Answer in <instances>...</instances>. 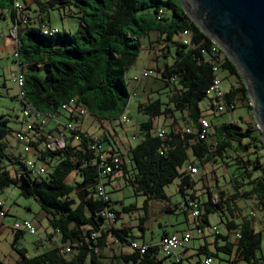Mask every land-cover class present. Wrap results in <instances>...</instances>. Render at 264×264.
Segmentation results:
<instances>
[{"label":"trees","instance_id":"obj_1","mask_svg":"<svg viewBox=\"0 0 264 264\" xmlns=\"http://www.w3.org/2000/svg\"><path fill=\"white\" fill-rule=\"evenodd\" d=\"M15 1L18 2L0 0V17H5L6 12L12 24L19 25L18 57L11 55L13 62L26 66L24 97L15 98L20 105L27 101L42 113L53 112L75 123V129L67 131L64 147L54 150L44 147L42 128H34L35 140L30 145L45 173L33 175L25 167L21 153L15 157L6 151L5 137L12 132L14 136L17 130H12L8 118L0 115V188L14 185L20 195L35 198L52 229L44 237L46 243L53 235L58 238L50 247L42 245L40 238L38 245L43 251L28 256L24 247L16 246L24 231L16 230L11 245L19 255L17 264H163L167 255L158 257L159 242L140 243L146 245L141 252L140 247H130L131 242H136L131 226H115L121 214L113 206L106 185L116 173L144 196L143 215L139 218L142 231L150 202L166 200L164 187L178 178L185 218L189 216L194 226L207 229L211 226L209 215L218 213L224 224V231L211 236L214 250L201 247L197 255L214 258L223 253L226 257L219 260L228 264H264V257L257 253L261 230H255L254 218L242 215L238 207L239 200L249 203L254 211L249 214H259L264 220V180L260 176L264 152L251 115V101L236 66L221 49L213 51L215 43L190 19L179 0H36L41 8L34 17L27 12L30 3L18 2L20 8L16 9ZM49 7L77 18L76 31L58 29L51 35L43 34V25L51 27L47 22ZM184 30L189 31L187 44L182 42ZM152 36L153 43L160 45L152 46L154 52L162 58L172 55L171 63L164 61L154 68L167 89L168 101L155 99L138 104L137 112L147 119L139 122L142 138L128 148L126 155L114 148L103 149L98 137L95 140L81 129L82 118L75 117L72 108L62 110L60 106L74 98L77 105L98 119L120 117L130 96L125 72L144 45L142 38ZM215 65L218 73L213 71ZM221 71L235 78V83L223 92L222 101L233 103L234 108L239 102L245 103L249 119L218 123L211 119L207 137L200 139L198 121L202 115L198 103ZM209 99L211 108H215L216 98ZM175 112L180 113L184 125L178 123ZM159 118H171L167 128H162V136L156 132L158 127L154 128ZM186 128L190 131L186 132ZM113 157H118L117 163L112 162ZM187 161L198 170L202 167V172L214 163L224 165L227 173L222 178L226 186L206 185L198 195L193 174L181 170ZM105 164L112 168L103 174ZM100 184L104 199L97 192ZM191 199L199 204L196 217L190 215ZM174 207L168 205L165 210L173 212ZM135 208L134 204H127L122 211ZM106 211L113 213L111 221L105 216ZM235 230L240 233L238 239L234 238ZM202 258L191 264H202Z\"/></svg>","mask_w":264,"mask_h":264},{"label":"rangeland","instance_id":"obj_2","mask_svg":"<svg viewBox=\"0 0 264 264\" xmlns=\"http://www.w3.org/2000/svg\"><path fill=\"white\" fill-rule=\"evenodd\" d=\"M41 2H48V0H40ZM20 4L30 3V9L27 10L29 14L34 17L38 14L40 4L36 0H18ZM5 17H0V42L10 33L12 28V21L8 13ZM47 22L51 27H56L60 31L75 32L77 29L78 21L77 18L68 15H63L61 10L58 8H48V20ZM145 38H142V43L145 44ZM6 41V44L13 49V43ZM7 47V45H6ZM6 49V48H5ZM172 50V48H171ZM172 53V51H171ZM155 54V53H154ZM148 52L141 48L138 51L137 58L133 65H131L125 72V79L127 81V87L130 92V96L124 111L121 113L120 117L111 119H98L92 116L88 112L83 116L82 130L86 131L88 134L94 138H99L101 140L100 147L114 148L115 151L126 153L129 144L134 146L137 144L141 138L142 134L139 130V122L146 120L147 116L137 112V106L139 103L147 102L149 100L159 99L161 102L165 103L168 101L167 89L163 87V82L160 80L159 76L155 71L156 61L148 58ZM162 59L165 62H172V55L167 54ZM164 62V61H163ZM145 68V69H144ZM14 69V62L12 56H7L6 51H3L0 55V115H4L8 118V126L12 130H20L24 127L25 120L21 115V105L19 101L15 98L17 88L11 82L12 74ZM150 71V74L143 75L144 70ZM143 70V71H142ZM220 88L223 92L227 91L231 84L235 83V78L228 75L226 71L219 72ZM210 96L206 95L203 99L199 101V108L201 110V115L204 119L213 122L217 120L229 121L230 117H245L247 109L245 103H237L236 107L229 111L224 112L220 115V112L216 108H211ZM164 106V104H163ZM122 115H124L126 121L122 120ZM178 118V123L182 126L184 125V120L179 117L180 113L175 112ZM215 115V116H214ZM17 116V117H16ZM229 117V118H228ZM161 118L155 121L156 128L159 124ZM171 118L167 119V125L170 123ZM239 122V120H237ZM241 122V121H240ZM107 139H104V137ZM5 142L7 145L6 151L15 157H18L19 153L24 156L21 144L14 138L13 132L5 137ZM129 142V143H128ZM264 152V150H263ZM189 158L192 160L191 155ZM264 160V159H263ZM188 161L182 166L181 170H187ZM8 167L13 174V170ZM202 167L199 166L197 174H193V178L196 180L195 189L196 193L199 195L204 191L206 185L224 186L223 176H226L227 168L219 163H214L205 168L202 172ZM198 169V168H197ZM79 179V176L76 177ZM201 178L203 180H201ZM218 180V181H217ZM179 179L176 178L171 183L164 187L165 193L167 195L166 200H152L150 202L149 211L155 214L156 220L151 219L149 222V229L143 230L145 232V240L152 241L155 243L158 240V234L162 228L169 230L175 229L177 234L181 233L179 230L184 226L185 215L181 211L184 206V201L181 193L178 190ZM226 186V185H225ZM109 195L113 200V206L120 211V217L116 221L115 226H121L123 224L131 226V234L139 236L142 234V230L139 227V218L143 214L142 202L144 196L140 193H136L133 188L127 184L119 189H113L112 186H106ZM216 189V188H215ZM122 204H134L135 209L125 212L122 211L121 204L116 201L119 196H122ZM0 201L3 202V206L8 210V215L4 218V224L6 227L0 231V262L2 264H17L19 255L17 251L12 247L14 241L15 231L12 228V223L19 219H29L35 218L37 230L35 234H30L28 232H23L21 236L16 240V246L24 247L27 251L28 256H33L35 254L43 251V248L38 245L36 241L39 238H43L52 232V229L48 226L45 213L40 208L39 202L32 197H24L19 194V190L16 186L10 185L5 188H0ZM170 204L171 206H178L173 212L162 211L159 213V208ZM241 206V204H239ZM249 206V205H248ZM250 207V206H249ZM251 209V207H250ZM249 209V210H250ZM191 219V218H190ZM210 225H215L219 231H224L223 221H220V215L218 213L210 214ZM158 221L162 222V228L158 226ZM259 229V225H256ZM196 232V229H191ZM209 231L207 227L206 231ZM260 230V229H259ZM37 244L38 246L36 247ZM50 247V246H49ZM180 247H176L175 250L178 251ZM214 250V248L212 249ZM259 255L264 257V229L261 228V242L260 249L257 251ZM204 254L195 255V257H202ZM159 257H163L164 253L160 250L158 252ZM172 256L167 255L165 259ZM221 257H226L225 254L219 253L218 257L212 258V264H228L226 260H219ZM196 258V259H197ZM164 259L163 263H166Z\"/></svg>","mask_w":264,"mask_h":264},{"label":"built area","instance_id":"obj_3","mask_svg":"<svg viewBox=\"0 0 264 264\" xmlns=\"http://www.w3.org/2000/svg\"><path fill=\"white\" fill-rule=\"evenodd\" d=\"M14 6L16 9L20 8V5L17 1L14 2ZM19 29V25L17 24H12V28L10 29L9 33V39L11 38V43H13V49L11 52V55L17 59L18 54H17V45L19 43V39L17 36ZM41 31L43 34L51 35L53 33L58 32V28L56 27H48L43 25L41 27ZM188 36H189V31L184 30L183 31V36H182V42L187 44L188 43ZM214 52H217L220 47L218 45H214L212 47ZM16 69L12 74L11 82L16 86L17 92H16V97L18 99H23L24 97V91L22 89L23 83H24V77L23 74L26 70L25 65H21L18 61L15 62ZM213 71L215 73H218V67L215 65L213 66ZM150 74V71L144 70L142 72L143 75ZM220 81L221 78L219 77L218 74H216L213 79L212 83L209 85L206 94L210 97H215L217 102L216 104V109L219 112H224L227 110H233L234 109V104H226L222 101V95L223 91L220 88ZM21 115L23 119L25 120L24 127L20 130H17L14 133L15 139L21 144L22 146V151L24 153V156L22 157V161L29 170V172L33 175H41L45 173V167L37 161L35 154L32 152V148L30 143L34 141V128L38 126L39 128H43L48 122L52 121L55 122L57 125H60L58 129L48 132L44 134V147L46 149L54 150V149H59L64 147L65 141L67 138V131L69 130H74L75 123L74 121H66V122H60L59 121V115L53 112H47V113H42L38 110H36L29 102L24 101L21 104ZM60 108L62 110L65 109H73V113L75 117L78 118H83V116L87 113V109L84 106L77 105L75 99H70L69 101L61 104ZM125 116L122 115V119L125 120ZM199 125V130L198 134L200 139H204L207 136V133L210 130V122L203 117H201L198 121ZM186 132L190 131V128L185 129ZM157 134L159 136H162L164 133V129L162 128H157L156 130ZM79 137V135H77ZM96 140V138H95ZM95 144H91V148H94ZM103 159V156H101ZM113 163L118 162V157H113L112 158ZM112 166L110 164H105L104 168L102 169V173H108L111 171ZM197 167L188 163L187 164V171L190 174H196L197 173ZM260 176L264 180V168L260 172ZM97 192L98 195L101 196L103 199L106 198L104 195V189L102 185H98L97 187ZM188 206L190 209V215L192 217H196L199 215V204L196 199H191L188 202ZM5 208L3 206V202L0 201V224L2 222L3 217L5 216ZM249 212H254L253 210H250ZM255 215V213H254ZM105 216L107 217L108 221H111L113 218V213L106 211ZM12 228L17 231H24L28 232L30 234H35L36 233V225L35 223L30 220V219H19L15 220L12 223ZM197 233L200 235H204L205 229L201 227H196ZM218 233V229L215 225H212L209 227V236H214ZM240 237V233L236 232L234 234V238L238 239ZM191 239V234L190 231H182L181 233L177 234L176 232L170 233L163 235L159 241V248L160 250L165 254L172 256L173 262L176 264H179L181 261V257L179 255H175V248L176 247H184ZM42 245L46 244L45 239L43 238L41 240ZM130 247H140V251L143 252L146 249V245H139L135 241L131 242ZM68 250V249H66ZM202 264H212V257L211 256H206L202 258Z\"/></svg>","mask_w":264,"mask_h":264},{"label":"water","instance_id":"obj_4","mask_svg":"<svg viewBox=\"0 0 264 264\" xmlns=\"http://www.w3.org/2000/svg\"><path fill=\"white\" fill-rule=\"evenodd\" d=\"M190 19L236 66L264 150V0H179Z\"/></svg>","mask_w":264,"mask_h":264},{"label":"crops","instance_id":"obj_5","mask_svg":"<svg viewBox=\"0 0 264 264\" xmlns=\"http://www.w3.org/2000/svg\"><path fill=\"white\" fill-rule=\"evenodd\" d=\"M152 39H153V36L152 37H150L149 39H147V40H145L144 42H145V44L143 45V46H141L143 49H145L147 52H148V58L149 59H151V60H155L156 61V65H155V67H157V66H160V65H162L164 62L163 61H165L164 59H162V57L160 56V55H158V52L157 51H155L154 52V50L152 49V46H155V47H157V46H160V45H157L156 43H153V41H152ZM6 41H9V34L7 35V36H5L4 37V39L0 42V55L2 54V52L3 51H6V55L7 56H11V52H12V48L8 45V43L6 44ZM6 45H7V47H6ZM6 48V49H5ZM155 53V54H154ZM15 69H16V65H15V63H14V69H13V72L15 71ZM145 69V68H144ZM143 69V70H144ZM142 70V71H143ZM242 114V113H241ZM241 114H239V115H241ZM238 115V116H239ZM251 115H252V113H251ZM248 116V112H246V114H245V117H236V119L234 118V117H228L229 118V121H236L237 122V120H239L240 121V119L241 118H244V119H249V117H247ZM17 117V116H16ZM59 121L60 122H66L67 120L63 117V116H59ZM210 122V121H209ZM212 123H218V122H222V120H217L216 122H213V120L211 121ZM79 124H80V126H81V129H82V125H83V118L82 119H80V121H79ZM166 124H167V119H162V120H160L159 121V124H158V128H167V127H165L166 126ZM211 124V123H210ZM59 126L60 125H57L55 122H52V121H50V122H48L43 128H42V130H41V132H42V134L44 135V134H46V133H48V131H50V130H53L54 131V129L55 128H59ZM129 143V142H128ZM129 147H130V144H129ZM128 147V148H129ZM128 150V149H127ZM122 153V152H121ZM126 153H127V151H126ZM126 153H122V154H125L126 155ZM124 155V157H125V159H126V156ZM187 166V165H186ZM107 185H109V186H112V188L114 189H119V188H121V187H123V186H125L126 184L124 183V181H123V179H122V177H121V174L120 173H116L112 178H111V180H110V183L109 184H107ZM106 185V186H107ZM224 186H225V184H224ZM223 186V187H224ZM122 198H123V195L122 196H119V198L118 199H116V201L117 202H119L120 204H121V207L124 205V204H122ZM239 204H241V206H239ZM169 206H171L170 204H168ZM168 205H166V206H168ZM249 205V203H246V202H244V201H241V200H239V202H238V207H240V209H241V214L242 215H247L248 217H252V218H254V220L252 221V223H253V228L255 229V230H261V228L262 229H264V220H263V218L262 217H260L259 216V214H256L255 213V215L253 216V215H250L249 213H251V212H249L251 209H250V205ZM166 206H164V208H162V207H160L159 208V213H161L162 211H165L166 212V210H165V207ZM175 208V207H174ZM250 209V210H249ZM6 211H7V214H6V216L8 215V210L6 209ZM143 215V214H142ZM5 216V217H6ZM4 217V218H5ZM2 219V222H1V224H0V231L1 230H3L5 227H6V225L4 224V221H6V219ZM28 219V218H27ZM30 220H32L34 223H36V219L35 218H29ZM151 219H154V220H156V216H155V214H152V213H150V211H148V216H147V218H146V220L144 221V223H143V227H144V230L145 229H149V222H150V220ZM186 220H184V226L179 230L180 232H182V231H187V230H189L190 231V234H191V239H190V241L184 246V247H180V249L178 250V251H176L175 250V255H179L180 257H181V261H180V264H191V263H193L195 260H197L198 258L197 257H195V255L197 254V251H199V249L201 248V247H207L209 250L211 249H213V245H212V243H213V237H211V236H209L208 235V230L206 231V228H205V234L204 235H200V234H198L197 233V230H196V232H194V231H192L191 229H193V228H195L196 229V226H194L191 222H192V220L190 219V217L188 216L187 218H185ZM208 219H209V217H208ZM209 222H210V219H209ZM192 224V225H191ZM211 224V223H210ZM36 225V224H35ZM214 225V224H213ZM256 225H259V229H257L256 228ZM158 226L160 227V228H162V222L161 221H158ZM212 226V225H211ZM36 230H37V225H36ZM175 231H177V230H175V229H172V230H169V229H166V228H162L161 230H160V232H159V234H158V240L155 242V243H153L152 241H147V240H145V232L144 231H142V234H140L139 236H137V235H134L135 237H136V242L138 243V244H140V243H145V244H158V242H159V240H160V238H161V236H162V234L163 233H167V234H170V233H173V232H175ZM219 231V230H218ZM219 232H221V231H219ZM236 232H238V230H235V233ZM234 233V234H235ZM44 238V237H43ZM40 239V238H39ZM39 239L36 241V243L39 241ZM54 242H58V238L55 236V235H53V237H52V239L51 240H47V243L45 244V247H48L49 245H51V244H53ZM39 243V242H38ZM220 243V242H219ZM36 245V247L38 246L37 244H35ZM160 250H158V252H159ZM164 256H165V254H164ZM159 257V256H158ZM203 257V256H202ZM202 257H199L200 259L202 258ZM197 258V259H196ZM166 260V263L167 264H172V262H173V258L172 257H170V258H168V259H165ZM164 264V263H163ZM176 264V263H175Z\"/></svg>","mask_w":264,"mask_h":264}]
</instances>
